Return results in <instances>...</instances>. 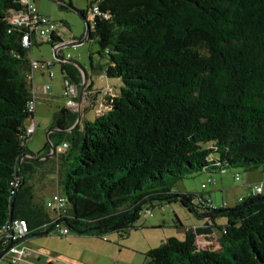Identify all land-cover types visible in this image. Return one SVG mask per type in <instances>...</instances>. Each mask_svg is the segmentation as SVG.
Segmentation results:
<instances>
[{"label": "trees", "instance_id": "16d2710c", "mask_svg": "<svg viewBox=\"0 0 264 264\" xmlns=\"http://www.w3.org/2000/svg\"><path fill=\"white\" fill-rule=\"evenodd\" d=\"M93 7L97 13L88 18ZM22 8L21 0H0V227L25 220L28 232L15 244L48 227L58 236L125 237L144 206L178 202L201 223L146 251L142 264H264L261 192L227 207L215 205L209 192L176 190L194 174L211 183L213 173L264 168V0H91L76 11L88 24L87 40L106 58L99 77L119 86L105 93L85 87L87 104L71 129L76 109L53 114L48 140L69 129L61 149L71 147L61 157L64 206L55 212L33 200L30 176L43 160L25 145L26 128L35 126L26 108L33 98L26 56L33 45L60 39L22 46L23 30L8 21ZM59 63L63 80L79 85V70ZM93 108L94 118L85 119ZM216 210L224 211L211 214ZM62 227L67 234L56 233Z\"/></svg>", "mask_w": 264, "mask_h": 264}, {"label": "rangeland", "instance_id": "374dc122", "mask_svg": "<svg viewBox=\"0 0 264 264\" xmlns=\"http://www.w3.org/2000/svg\"><path fill=\"white\" fill-rule=\"evenodd\" d=\"M90 1L32 0L31 3L35 5L42 15L56 24L59 36L63 42H66L70 39L79 41L83 38L85 24L76 11H85L87 3ZM89 24L91 25V23ZM97 51L96 43L88 39L78 45L61 48L60 52H58V57L68 59L78 65L85 75L89 77V81L92 83L90 86L92 90L100 89L102 93H105V91H111V88L109 89L110 86L114 88L112 89L113 91L117 92L119 82L116 79L99 77V69L105 65L106 58L100 57ZM26 58L33 62L49 63L51 72V77L49 78L46 71L33 68L32 85L36 96L34 110L36 125L34 132L25 144L28 152L35 156L45 157L42 162L34 166V173L30 176L33 187V200L44 205V202L52 194L60 193L56 171L61 168V157L66 150L61 149V145L62 143L69 144L68 142L70 141V135L66 133L62 134L61 137H51V141H49L51 146L52 144L57 146L54 149V155H50L51 151L47 153L46 148L44 149V145L47 143L46 133L50 130L53 114L62 107L68 108V106L64 105V80L60 72V63L53 58L51 45L45 42L38 46L33 45L30 54L28 53ZM43 85H48L49 87L47 95H42L39 92L40 87ZM94 111L95 108L88 109L84 113L85 118L92 120ZM30 121V119H26V122L30 123ZM74 153L73 149L69 150L70 156L74 155ZM65 162L66 164H71L70 167H72L74 161L69 157ZM233 169L232 175L231 172H228L229 169L225 170V174H210L209 178L213 180L209 184H206L208 176L202 173L185 177L176 183V187L177 185L179 186L177 190L180 193L209 191L210 198L215 205L219 206L223 203L227 207H231L234 205L235 199L240 196L243 180V170L239 167ZM233 173H236L237 180L234 179L235 174ZM256 174L258 173L253 172L245 176L249 177ZM201 184L206 185L201 188ZM144 209H148L149 213L146 214ZM175 217H177L182 227L177 225ZM198 220L194 213L188 212L178 202L161 203L155 204L153 207L144 206L138 221L135 223L137 228L129 230L125 237H119L114 232L104 235V239L90 235L76 236L71 233L66 236H58L49 232L40 237H27L25 241L39 245L36 252L41 255L42 259H44L43 256L54 258L53 260L60 261V264H119L122 261L127 262L134 255L133 249L136 245L140 241H144L146 237L149 238L154 247L167 237H174L180 240L183 236L184 227L193 226ZM8 254L6 253V255ZM139 258L142 259L143 257ZM0 262L7 264L4 261V257L0 258Z\"/></svg>", "mask_w": 264, "mask_h": 264}, {"label": "built area", "instance_id": "2783aa9c", "mask_svg": "<svg viewBox=\"0 0 264 264\" xmlns=\"http://www.w3.org/2000/svg\"><path fill=\"white\" fill-rule=\"evenodd\" d=\"M23 8L13 14L9 19V23L13 26L19 27L23 30L20 43L22 46L30 47L32 43H40L45 41L48 36L55 35L56 33V24L51 21L46 16L40 14L36 7L29 3V0H21ZM96 7H93L92 10L88 13V18H92L96 14ZM59 37V36H58ZM73 43V42H70ZM63 45L61 41L55 42L53 46L59 47ZM59 48L57 51H60ZM68 60V59H66ZM38 68L42 71H46L47 76L51 77V72L49 70V63L37 64V62H30V69ZM31 77L29 76V79ZM82 83V81H81ZM48 85L42 86V94L47 95ZM77 87L75 85L69 84L64 81L63 86V98H65L64 104L70 108L75 106L74 98L77 96ZM26 108L28 111H33L34 108V98L26 102ZM76 109V108H75ZM34 124H31L30 127L26 128L25 133L31 134L33 131ZM66 145L62 144L64 148ZM209 183V180L206 181ZM10 185H16V182ZM246 189L248 191L247 195H254L261 192L259 185L246 184ZM203 187V185H201ZM64 206V200L58 193L52 194L47 201L44 202V207L47 210L53 212L59 211ZM27 224L24 219L15 218L11 219L0 227V245L5 248L9 244L11 246L6 250V253H11V256L8 258V264H16L19 257L23 254V248L19 247L20 244H15L20 239L24 238L27 234ZM56 233L59 235L67 234L66 228H56ZM5 253V255H6Z\"/></svg>", "mask_w": 264, "mask_h": 264}, {"label": "crops", "instance_id": "0c3cea01", "mask_svg": "<svg viewBox=\"0 0 264 264\" xmlns=\"http://www.w3.org/2000/svg\"><path fill=\"white\" fill-rule=\"evenodd\" d=\"M32 0H29V3L34 5L33 3H31ZM35 6V5H34ZM37 9V8H36ZM37 11L40 13V11L37 9ZM41 14V13H40ZM56 33L57 35L59 36V33L56 29ZM59 39L60 41L63 43V44H67V43H70V42H74L73 39H70V40H67L66 42H63L61 37L59 36ZM32 49V48H31ZM31 49L29 50V54H30V51ZM30 62H33V61H30ZM40 70V69H38ZM41 71V70H40ZM32 73H33V69H30V72H29V76L31 77L30 80H31V83H32V80H33V77H32ZM43 73V72H42ZM91 81H89V77L85 78V79H82V83H80L79 85H77L76 87L79 88L80 85L83 86V89L85 87H89L91 86ZM32 91H33V98H34V110H35V102H36V96H35V91H34V87L32 85ZM49 90V89H48ZM41 94H42V86L40 87V91H39ZM48 92V91H47ZM44 95V94H42ZM51 97V96H50ZM47 99V98H46ZM75 106L73 107V109H75L77 107V104H78V99L75 101ZM86 101L84 98H82V95H81V98H80V110L81 108L83 107H86ZM65 105V104H64ZM34 110H33V116H34ZM83 117L85 118V114H83ZM86 119V118H85ZM35 125H36V122H35ZM34 129H35V126L33 127V131L32 133L34 132ZM31 133V134H32ZM51 155H54V152L51 153ZM43 160V159H41ZM57 174H56V178H59L61 176V174H59L61 172V168H59L57 171ZM253 172H257L258 174L256 175H252V176H245L246 174H250V173H253ZM63 173V171H62ZM232 175V174H231ZM242 176H243V180H242V184H241V191H240V196H238L236 199H235V202L234 204L236 203V201L239 199V198H243V197H246L247 194H248V191L246 189V184H251V185H259V187L261 188V195H264V168H259V169H256V170H252V171H245V172H242ZM245 176V177H244ZM221 186V185H220ZM179 188V186L177 185L176 187V190ZM221 188V187H220ZM216 189V188H215ZM213 189V190H215ZM220 190V189H219ZM222 190V189H221ZM178 191V190H177ZM209 192V191H207ZM209 197H210V192H209ZM211 199V198H210ZM227 206V205H226ZM201 223V221H198L196 223L193 224V226H198L199 224ZM56 235V234H55ZM144 238V237H142ZM145 239V238H144ZM27 241V240H26ZM26 241H23L21 242V244L19 245V247L23 248V254L19 257L18 261L16 264H60V261H57V260H53L54 258H46L43 256V258L45 259H42L41 258V255L39 253L36 252L37 248H38V244H35V243H32V242H26ZM154 245H152V242H150L149 238L146 237V239L144 241H140V243H138L136 245V247L133 249V253L134 255L127 261H122V262H119V264H142L144 262V257H143V254L148 251L149 249L153 248ZM11 256V253L8 254V255H5L4 256V261L5 263L8 264V258ZM139 257H143L142 259H140ZM0 264H4L2 262H0ZM117 264V263H116Z\"/></svg>", "mask_w": 264, "mask_h": 264}, {"label": "water", "instance_id": "95a60500", "mask_svg": "<svg viewBox=\"0 0 264 264\" xmlns=\"http://www.w3.org/2000/svg\"><path fill=\"white\" fill-rule=\"evenodd\" d=\"M80 18H81V20H82V21L84 22V24H85L83 38H82L81 40H79V41H74L73 43L63 44V45H61V46H59V47H55V46L52 45V55H53V58H54L55 60H57L58 62L68 63V64H71V65L75 66V67L79 70L80 74L82 75V79H85L84 71H83L78 65H76L74 62H72V61H70V60L62 59V58H59V57H56V56H55V53H56V51H57L59 48H63V47H66V46H75V45H78V44L82 43L83 41L87 40V35H88V32H89V27H88V24H87L85 18H84V17H80ZM82 91H83V86L80 85V87L78 88V104H77V107H76V118H75L74 124H73L69 129H71L72 127H74V126L79 122V119H80V98H81V95H82ZM69 129L66 130L65 132L68 133V132L70 131ZM51 131H52V130L47 131L46 134H48V133L51 132ZM46 140H47V144H48V146H49V147L51 148V150H52V146H51V144H50V142H49L47 136H46ZM51 153H53V151H51ZM51 153H50V155H51ZM26 157H28V156H26V155H22V156L20 157V159H22V158H26ZM44 158H45V157H40L39 159H44ZM20 159H19V160H20ZM18 166H19V163H18V165H17V168H18ZM222 211H224V210H216V211H214V212H211V214H217V213H220V212H222ZM49 229H50V228L48 227V228H46L45 230L39 231V232H37V233L30 234V235H28V236H31V237H32V236H36V235H45V234H47V233L49 232ZM10 246H11V244H9V245L6 246L5 248H3V250L0 251V257L6 253V250H7Z\"/></svg>", "mask_w": 264, "mask_h": 264}]
</instances>
